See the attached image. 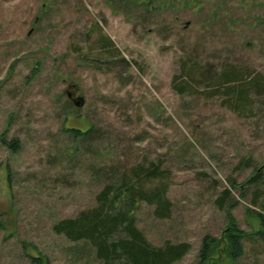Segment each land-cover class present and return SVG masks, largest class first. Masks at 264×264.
I'll list each match as a JSON object with an SVG mask.
<instances>
[{
    "label": "rangeland",
    "instance_id": "obj_1",
    "mask_svg": "<svg viewBox=\"0 0 264 264\" xmlns=\"http://www.w3.org/2000/svg\"><path fill=\"white\" fill-rule=\"evenodd\" d=\"M101 35L115 60L101 57ZM187 59L264 76V0H0V137L20 141L17 153L0 141V264H103L53 227L152 163L172 214L140 202L137 228L155 247L189 244L174 264H231V221L253 234L264 215V184L248 182L264 175V96L247 115L204 85L180 95ZM206 239L216 246L202 263ZM243 245L237 264H264V236Z\"/></svg>",
    "mask_w": 264,
    "mask_h": 264
},
{
    "label": "trees",
    "instance_id": "obj_2",
    "mask_svg": "<svg viewBox=\"0 0 264 264\" xmlns=\"http://www.w3.org/2000/svg\"><path fill=\"white\" fill-rule=\"evenodd\" d=\"M99 41L101 57L115 60L119 56L120 52L110 38L101 35ZM120 62L128 64L124 58ZM179 78H183L184 83H178ZM202 85L208 96L224 97L223 105L236 114L252 113L254 96H264L262 74H253L235 65H225L216 71L213 66H203L200 62L187 59L182 74L174 78V89L180 95L194 94ZM66 131L72 132L75 138L87 137L91 132L75 129ZM4 136L0 137V141L10 151L17 153L20 141L16 138L8 140ZM244 166L250 167L251 163L248 161ZM164 176L162 165L154 163L125 171L116 182L109 183L101 190L95 207L82 211L76 218L60 221L54 225V232L75 243H89L103 264H174L182 260L190 251L189 244L167 242L162 247L153 246L137 228L134 216L139 203L145 202L154 207L156 218H171L172 203L167 197L168 186ZM248 182L253 185L264 184V175L258 172ZM225 192L229 194L230 190ZM256 216L261 224L258 232L247 234L233 220L226 230L225 245L231 264H237L243 257L244 239L264 236V215L258 213ZM214 245L215 240L204 241L200 252L202 263L211 257ZM33 261L32 264H43L40 258H33Z\"/></svg>",
    "mask_w": 264,
    "mask_h": 264
}]
</instances>
